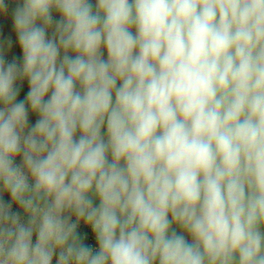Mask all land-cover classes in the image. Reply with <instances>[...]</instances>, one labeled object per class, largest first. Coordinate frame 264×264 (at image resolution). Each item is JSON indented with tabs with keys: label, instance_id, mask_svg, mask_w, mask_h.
<instances>
[{
	"label": "clouds",
	"instance_id": "clouds-1",
	"mask_svg": "<svg viewBox=\"0 0 264 264\" xmlns=\"http://www.w3.org/2000/svg\"><path fill=\"white\" fill-rule=\"evenodd\" d=\"M0 264H264V0H0Z\"/></svg>",
	"mask_w": 264,
	"mask_h": 264
},
{
	"label": "rangeland",
	"instance_id": "rangeland-1",
	"mask_svg": "<svg viewBox=\"0 0 264 264\" xmlns=\"http://www.w3.org/2000/svg\"><path fill=\"white\" fill-rule=\"evenodd\" d=\"M13 54L16 55V56H19V55H20V50H19L18 47H15V48L13 49ZM24 86H27V83H26V82H25ZM31 119L34 121L35 118L32 117Z\"/></svg>",
	"mask_w": 264,
	"mask_h": 264
},
{
	"label": "trees",
	"instance_id": "trees-1",
	"mask_svg": "<svg viewBox=\"0 0 264 264\" xmlns=\"http://www.w3.org/2000/svg\"><path fill=\"white\" fill-rule=\"evenodd\" d=\"M26 91H27V86H24V88L22 89V92H21V98L26 93ZM89 239H90V242H91V237Z\"/></svg>",
	"mask_w": 264,
	"mask_h": 264
}]
</instances>
